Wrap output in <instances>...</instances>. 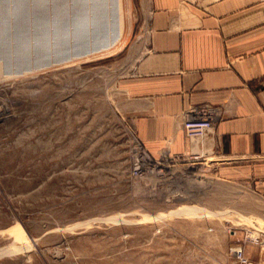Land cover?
I'll use <instances>...</instances> for the list:
<instances>
[{"label":"rangeland","instance_id":"obj_1","mask_svg":"<svg viewBox=\"0 0 264 264\" xmlns=\"http://www.w3.org/2000/svg\"><path fill=\"white\" fill-rule=\"evenodd\" d=\"M81 5L96 20L87 40L116 42L40 66L63 50L33 34L53 16L62 29ZM149 6L0 0L3 70L20 71L0 76V264H262L264 195L201 157L152 159L121 112Z\"/></svg>","mask_w":264,"mask_h":264},{"label":"crops","instance_id":"obj_2","mask_svg":"<svg viewBox=\"0 0 264 264\" xmlns=\"http://www.w3.org/2000/svg\"><path fill=\"white\" fill-rule=\"evenodd\" d=\"M148 1L146 46L119 83L137 143L154 160L201 157L264 195V0ZM202 104L214 126L193 140L184 121Z\"/></svg>","mask_w":264,"mask_h":264},{"label":"water","instance_id":"obj_3","mask_svg":"<svg viewBox=\"0 0 264 264\" xmlns=\"http://www.w3.org/2000/svg\"><path fill=\"white\" fill-rule=\"evenodd\" d=\"M77 1H84V0H73V3ZM63 12H68L69 9L68 8H63L62 9ZM55 16L49 19H47V22L44 23L39 28V31L37 33H34V44L35 47H39V46H44L40 44V42L38 41V35L42 34L41 31L46 33L47 38H49V44L47 46L51 47L53 49L54 54L57 53L58 48H60L58 45H56V41L58 39H67V45L65 48V57L66 60H70L73 58H77V57H83V56H87L88 54L92 53V52H96L101 50V48L108 46V42L109 41H103L102 40H95L91 43L90 41L87 40V34L89 31V24L92 23V29L94 30V32H96L97 28L95 27V16L93 15L91 18L88 16V11L86 9L85 6H79V8L77 9V11L75 13H73V18L71 19V21L66 22L63 26L62 29H60L59 27L56 26V19L54 18ZM89 18H90V23H89ZM3 26L6 23V19L3 20ZM64 29V30H63ZM62 31L63 35H62ZM65 40V39H64ZM27 40H24V42L18 43V44H25ZM53 42V43H52ZM53 44V45H51ZM53 56H51L50 58H47L44 62H41V65H50L53 63H59L61 62L60 60H55L52 59ZM55 60V61H53ZM53 61V62H52Z\"/></svg>","mask_w":264,"mask_h":264},{"label":"built area","instance_id":"obj_4","mask_svg":"<svg viewBox=\"0 0 264 264\" xmlns=\"http://www.w3.org/2000/svg\"><path fill=\"white\" fill-rule=\"evenodd\" d=\"M214 126V115L209 104H202L193 108L184 121L186 135L191 139L204 137ZM139 162L135 165L136 173L141 169ZM241 253V251H239Z\"/></svg>","mask_w":264,"mask_h":264},{"label":"bare ground","instance_id":"obj_5","mask_svg":"<svg viewBox=\"0 0 264 264\" xmlns=\"http://www.w3.org/2000/svg\"><path fill=\"white\" fill-rule=\"evenodd\" d=\"M44 19V18H43ZM56 19H57V17H56ZM47 21H44V23H46ZM64 30V29H63ZM42 32V34H40V35H38V41L40 42V44H42V45H45V46H47L48 44H49V42H47V41H49V38H47V36H46V33L45 32H43V31H41ZM63 32L64 31H62V35H63ZM65 39V40H64ZM64 39H58L57 41H56V45H58L60 48H62L61 50H63V52H62V54H60V55H58V58H56L55 60H60L61 62H59V63H66V62H69V61H72V60H74V59H76V58H73V59H70V60H66V57H65V48H66V45H67V39L66 38H64ZM111 40L108 42V46H106V47H103V48H101V50H99V51H96V52H93L94 54L96 53L97 55H99V54H101V53H103L104 51H107L109 48H111V46L116 42L114 39H113V37L112 38H110ZM104 41V40H103ZM107 41V40H106ZM1 43H4L2 40H1ZM53 43V42H52ZM51 45H53V44H51ZM93 53H90V54H93ZM90 54H88V55H90ZM96 56V55H95ZM1 58V57H0ZM78 58V57H77ZM55 60H53V61H55ZM3 61L0 59V76L1 75H6V76H16V75H18V74H20L19 72L20 71H17L16 69H14L12 72L11 71H4L3 69ZM57 63V62H56ZM6 72L8 73V74H6ZM11 72V73H10ZM194 140V139H193ZM236 248H238V246L236 247Z\"/></svg>","mask_w":264,"mask_h":264}]
</instances>
